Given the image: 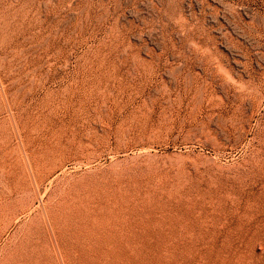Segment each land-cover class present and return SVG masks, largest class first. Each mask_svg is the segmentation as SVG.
<instances>
[{
    "label": "rangeland",
    "instance_id": "374dc122",
    "mask_svg": "<svg viewBox=\"0 0 264 264\" xmlns=\"http://www.w3.org/2000/svg\"><path fill=\"white\" fill-rule=\"evenodd\" d=\"M90 258L264 264V0H0V264Z\"/></svg>",
    "mask_w": 264,
    "mask_h": 264
},
{
    "label": "bare ground",
    "instance_id": "6f19581e",
    "mask_svg": "<svg viewBox=\"0 0 264 264\" xmlns=\"http://www.w3.org/2000/svg\"><path fill=\"white\" fill-rule=\"evenodd\" d=\"M98 86V85H97ZM107 88V87H106ZM113 92V91H112ZM92 94V93H91ZM75 96V95H74ZM78 96V95H77ZM87 96V95H86ZM93 96V95H92ZM89 97H90V95H89ZM88 97V98H89ZM82 98H83V96H82ZM81 100V99H80ZM84 100V99H83ZM71 101V100H70ZM66 102V101H65ZM82 102V101H81ZM83 102H85V101H83ZM82 102V103H83ZM68 105H71V104H68ZM67 105V106H68ZM65 106V105H64ZM72 106V105H71ZM76 108V107H75ZM79 108V107H78ZM178 195L179 196H181L180 195V193H178L177 191H175V190H169V189H167V188H165V189H161V190H147V191H145V192H143V193H141L140 194V196H139V200L141 201H143L144 199H146L145 200V204H148V203H160V202H162L163 203V205L165 204L164 203V199H165V197H170V198H178ZM183 198V197H182ZM172 200V199H171ZM180 200V199H179ZM132 201H134V200H132ZM139 201V202H140ZM182 201V200H181ZM130 202V201H129ZM172 202V201H171ZM143 203V202H142ZM150 205V204H149ZM165 205H167V204H165ZM90 218V217H89ZM87 229V228H86ZM99 230V229H98ZM97 230V231H98ZM96 231V232H97ZM101 231V230H100ZM82 233H83V231H81ZM80 232V233H81ZM87 232V231H86ZM88 233V232H87ZM87 233H85L86 234V238L88 237L87 236ZM84 234V233H83ZM90 234V233H89ZM100 234V233H99ZM92 235V234H91ZM95 235V234H94ZM98 235V234H97ZM93 236V235H92ZM90 237V236H89ZM85 238V239H86ZM99 239V235L98 236H93V238H91V239ZM79 239H80V237H79ZM75 240V239H74ZM101 240V239H100ZM99 240V241H100ZM82 242V241H81ZM84 242V241H83ZM101 243H100V245L98 246V247H96V248H93L92 246H90L89 247V250H91L93 253H95V252H97V251H100V253L103 255V254H105L104 252L106 251L105 249H103L102 248V246H103V244H102V241H100ZM108 245V244H107ZM86 247V246H85ZM83 248V247H82ZM109 247H107V249H108ZM87 251V250H86ZM86 251H85V253H86ZM110 251V250H109ZM92 253V254H93ZM107 253V252H106ZM109 255V254H108ZM115 255V254H114ZM96 257L98 256V255H95ZM87 257H89V255H87ZM93 257H94V254H93ZM103 257V256H102ZM95 258V257H94ZM98 258H99V260H101V255H100V257L98 256ZM97 258V259H98ZM106 258V257H105ZM92 258H90L89 260V264H93L92 263V261H94V260H91ZM112 259V258H111ZM109 260V259H108ZM105 261H107V260H105ZM105 261H103V262H105ZM87 262H88V260H87ZM96 262H98V261H96ZM101 262H102V260H101ZM111 262V261H110ZM109 262V263H110ZM100 263V262H99ZM95 264V263H94ZM103 264V263H102Z\"/></svg>",
    "mask_w": 264,
    "mask_h": 264
}]
</instances>
